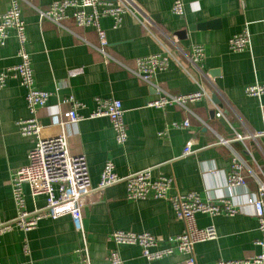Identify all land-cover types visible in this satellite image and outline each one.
<instances>
[{"label":"crops","instance_id":"obj_1","mask_svg":"<svg viewBox=\"0 0 264 264\" xmlns=\"http://www.w3.org/2000/svg\"><path fill=\"white\" fill-rule=\"evenodd\" d=\"M9 1L0 0V16ZM54 1L57 0L19 1L34 87L52 93L38 118L47 128L59 111L68 110L67 106H59V100L72 97L83 105L76 113L84 119L67 124L65 131L71 155L85 158L91 187L98 186L107 162L119 177L154 168L153 176L174 178L175 186L168 196L195 192L202 202L211 203L226 197L238 210L234 216H195L198 228L211 226L216 232V239L194 246L196 264L262 254V248L256 245L261 239L258 222L246 196L255 193L259 182H264V93L254 98L247 96L244 88L256 82L264 85V0H182V16L172 13L174 0H135L141 9L136 19L125 14L117 28L111 18L99 20L107 40L106 58L96 50L99 43L95 29L77 27L72 10H68L60 27L39 18L38 12L47 10ZM243 30L249 33L250 47L233 52L228 42ZM196 45L201 46L204 57L200 63L201 80L198 74L195 76L210 90L211 101H197L185 107H148L157 95L137 76V61L167 56L166 46L186 67L189 62L185 55L191 56ZM18 63L17 42L11 32L0 46V72ZM152 77V83L167 95L197 89L172 60ZM24 96L25 90L15 79H8L0 89L3 221H10L16 213L12 174L26 165L34 145L33 138L22 137L18 131V122L28 117ZM96 100L121 103L126 129L124 144L116 142L107 118H87L95 109ZM213 105L221 109V116L215 115ZM183 122H188V127L173 125ZM255 134L258 136L249 137ZM236 136L242 139L236 140ZM189 143L192 154L179 158ZM233 159L241 165L245 185L227 191L226 178ZM22 193L29 212L44 206V197L31 196L27 185L22 186ZM81 213L83 233L74 229L69 216H63L41 220L29 232L13 229L1 235L0 264H109V254L115 248L111 236L116 231L169 239L183 229L168 201L128 200L124 182L93 192ZM164 246L167 245L158 248ZM118 252L122 264L186 261L177 252L147 261L136 245H123Z\"/></svg>","mask_w":264,"mask_h":264},{"label":"built area","instance_id":"obj_2","mask_svg":"<svg viewBox=\"0 0 264 264\" xmlns=\"http://www.w3.org/2000/svg\"><path fill=\"white\" fill-rule=\"evenodd\" d=\"M19 1L10 0L7 10L0 16V46L5 44L12 32L16 38L19 59L18 64L0 72V89L4 88L8 79H15L25 90L24 99L28 117L18 122L17 125L20 136L33 138L34 145L28 152L26 165L15 169L12 174L11 191L16 213L10 221L0 219V236L13 229L29 232L41 220H55L63 216H69L74 229L83 233L81 211L88 197L93 192L124 182L128 200L139 201L152 198L168 201L175 217L182 222L183 229L178 236L169 239L153 237L147 233L135 234L116 231L111 236L115 248L109 254V264H122L118 248L123 245L138 246L141 249L142 257L147 261L159 260L177 252L186 257L185 264H196L193 253L194 246L216 239V232L211 226L198 228L195 216L197 214H207L210 217L221 214L234 216L238 210L231 206L226 197L211 203L202 202L195 192L185 195L175 193L168 196L169 190L175 186L174 178L162 175L153 176L154 168H145L125 177H119L114 173L112 164L107 162L101 171L98 186L92 188L85 158L82 155H71L65 131L67 124L78 123L84 119L76 113V110L82 108L83 105L72 97L59 100V106H67L68 110L59 111L57 118L47 128L39 122V111L45 107L52 93L34 87L33 71L30 56L26 51L25 27L21 19ZM68 10H72L71 16L77 27L95 29L99 43L96 50L104 57L106 56L104 47L107 45V40L99 20L103 17L111 18L114 21V27L117 28L123 15L129 14L136 19L137 14H141V9L135 0H57L52 2L47 10L39 11L38 14L40 19H47L60 27L62 21L68 17ZM171 10L174 15L182 16L184 14L182 0H174ZM228 44L229 49L233 52L248 50L250 47L248 31L243 30L232 36ZM164 50L167 56L148 57L137 61V76L150 85L157 95V99L149 102L147 106L165 108L174 104L185 107L197 101H211L210 90L207 89L204 82H200L195 76V74L200 76L201 73L200 63L204 57L201 46H193L191 56L185 55L189 62L186 67L178 62L166 46ZM170 60L181 66L195 84L196 91L172 96L167 95L159 86L152 83L155 71L165 69ZM201 78L202 76H200V80ZM244 92L247 96L260 98L264 93V85L253 83L246 86ZM95 103V109L87 118H107L114 131L116 142L120 145L124 144L126 129L121 103L117 100H96ZM213 110L215 115L221 116L222 111L219 107L214 106ZM173 125L176 128L188 127V122ZM257 136L255 134L249 137ZM241 139L240 136H236V140ZM190 147V143L187 144L179 158L192 154ZM240 170L241 165L236 159H233L226 178L227 191L245 185ZM23 185L28 186L31 196L44 197L45 204L42 208H35L31 212L25 208ZM246 201L252 207L258 222L261 239L256 242V245L262 248L263 253L244 259L219 260L216 264H264V182H259L255 193L247 194ZM161 245L167 246L159 249L158 247Z\"/></svg>","mask_w":264,"mask_h":264},{"label":"water","instance_id":"obj_3","mask_svg":"<svg viewBox=\"0 0 264 264\" xmlns=\"http://www.w3.org/2000/svg\"><path fill=\"white\" fill-rule=\"evenodd\" d=\"M197 27H199V26H197ZM213 102H216L215 99H213Z\"/></svg>","mask_w":264,"mask_h":264}]
</instances>
